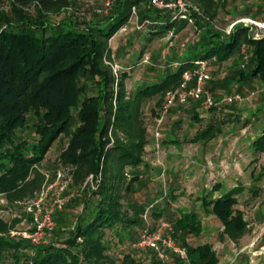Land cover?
<instances>
[{"label":"trees","instance_id":"trees-1","mask_svg":"<svg viewBox=\"0 0 264 264\" xmlns=\"http://www.w3.org/2000/svg\"><path fill=\"white\" fill-rule=\"evenodd\" d=\"M193 1L202 6L207 17L195 20L203 29L199 40L174 69L143 80L132 100L126 98L128 74L114 78L103 66L107 41L127 24L133 8L138 10L140 21H147L154 29L149 40L182 30L187 21L153 9L148 0H116L111 13L94 22L69 16L54 23L51 16L71 7V0H10L9 12H0V194L9 201L32 196L42 182L38 166L61 136L67 138V145L59 155L60 162L73 169L74 184L92 176V184L97 185L92 198L83 201L65 243L38 246L30 264H111L103 255L105 230H114L119 224L126 235L130 227L141 225L139 218L131 219L121 210L119 185L125 166L135 168L142 163L139 151L144 143L127 147L110 134L130 128L135 122V104L156 95L162 97L180 86L183 72L200 60L224 62L233 58L229 80L245 84L258 79L264 83V38L255 39L250 27L243 25L234 26L228 34L216 30L212 25L216 1ZM243 46L247 47V58L241 55ZM241 64L245 69H236ZM194 119L199 120L197 114ZM219 131L211 125L187 141L211 140ZM251 146L254 153L264 151V132ZM137 181L138 175L130 180L133 184ZM241 192L237 186L213 200L204 196L202 203L211 207L207 211L225 227L243 230L246 222L234 209L235 195ZM153 214L162 215L157 210ZM172 225L191 235L202 231L194 213L182 214ZM6 227L0 222V233L6 232ZM21 246L0 237V254ZM184 246L188 264H218L209 245ZM175 258L173 264L183 262Z\"/></svg>","mask_w":264,"mask_h":264},{"label":"rangeland","instance_id":"rangeland-1","mask_svg":"<svg viewBox=\"0 0 264 264\" xmlns=\"http://www.w3.org/2000/svg\"><path fill=\"white\" fill-rule=\"evenodd\" d=\"M71 1V7L51 16L54 23L69 16L78 18L80 22L101 20L116 4V0ZM188 1L201 10L200 17L207 19L201 5ZM215 1L217 15L212 25L216 30L228 34L234 26L243 25L250 27L255 39L264 38V1ZM107 2H110V8L106 7ZM9 4L10 0H0V12H9ZM151 31H154L151 25L147 21L141 22L138 10L133 8L127 24L107 41L103 66L114 78L124 72L128 74L124 81L128 100L133 99L143 80L151 79L168 68L174 69L182 55L185 57L189 47L199 40L203 29L189 24L180 31L149 40L153 37ZM241 55L248 57L246 46H243ZM232 61L233 58L224 62L216 59L206 61L210 80L205 87L216 106L209 108L201 101L191 100L181 104L176 100L164 112L166 95L175 91L174 88L162 97L156 95L139 101L134 105L135 122L130 128L110 133L124 146L139 141L144 145L139 151L142 163L135 168L125 166L119 185L121 210L131 219L139 218L141 225L130 227L126 235L119 224L114 230H105L103 245L106 251L103 255L107 263L173 264L177 259L173 254H169L165 262H160L153 252L132 247L144 228H157L168 223L178 246L207 244L217 255L218 264H264V238L260 236L264 222V151L254 153L251 149L254 139L264 132V83L258 79L245 84L229 80L233 71ZM238 68L245 69L242 64ZM235 94L245 101L223 102L224 98ZM195 114L198 121L194 119ZM211 125L213 130H220L215 138L198 143L187 141ZM172 139L179 143H164ZM66 145L64 136L53 143L38 166L42 182L32 196L9 201L0 194V222L7 225L6 232L0 233V237L22 244L17 250H2L0 264H30L38 246L30 239L34 227L25 212V204L43 187L52 184L58 173L69 181L68 193L73 197L57 213L56 228L49 243L59 246L65 243L76 216L83 209V201L92 198V190L97 185L91 184V177L74 184L73 169L60 162L59 155ZM135 175H138V181L133 184L130 180ZM237 186L242 192L235 195L237 204L234 209L246 222L243 230L225 227L208 212L211 207L206 208L202 203L204 196L213 200ZM154 210L162 215L156 217ZM186 213L197 215L202 225L200 234L191 235L174 229L172 222ZM78 241L81 242L80 239ZM181 264H188V260Z\"/></svg>","mask_w":264,"mask_h":264},{"label":"built area","instance_id":"built-area-1","mask_svg":"<svg viewBox=\"0 0 264 264\" xmlns=\"http://www.w3.org/2000/svg\"><path fill=\"white\" fill-rule=\"evenodd\" d=\"M148 3L153 9L170 12L179 19L187 21L188 25H195L196 18L202 16L201 10L188 0H148ZM106 7L110 8V2L106 3ZM209 80L207 62L197 61L193 68L183 72L180 86L175 91L167 93L164 112H167L176 100L181 104L191 100L201 101L209 108L216 106L213 96L205 87ZM244 101L245 99L239 94L223 99L225 104ZM90 177L92 184L93 177ZM68 187L69 181L64 179L63 174L58 173L52 184L43 187L32 200L25 204V212L31 218L34 227L30 236L32 244L39 246L50 242L56 228L55 215L62 211L73 197L68 193ZM260 236L264 238V222H262ZM132 247L138 251H152L160 262L168 260L169 254L175 255L182 261L187 260L186 248L175 243L172 238V226L168 223H162L157 228H144Z\"/></svg>","mask_w":264,"mask_h":264}]
</instances>
